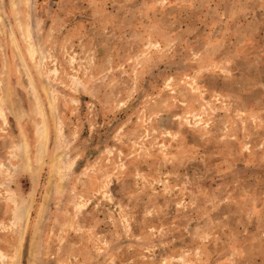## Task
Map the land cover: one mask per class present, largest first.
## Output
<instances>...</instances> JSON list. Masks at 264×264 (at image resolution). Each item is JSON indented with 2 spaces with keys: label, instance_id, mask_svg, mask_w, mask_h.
<instances>
[{
  "label": "rangeland",
  "instance_id": "1",
  "mask_svg": "<svg viewBox=\"0 0 264 264\" xmlns=\"http://www.w3.org/2000/svg\"><path fill=\"white\" fill-rule=\"evenodd\" d=\"M0 264H264V0H0Z\"/></svg>",
  "mask_w": 264,
  "mask_h": 264
},
{
  "label": "bare ground",
  "instance_id": "2",
  "mask_svg": "<svg viewBox=\"0 0 264 264\" xmlns=\"http://www.w3.org/2000/svg\"><path fill=\"white\" fill-rule=\"evenodd\" d=\"M3 98V97H2Z\"/></svg>",
  "mask_w": 264,
  "mask_h": 264
}]
</instances>
